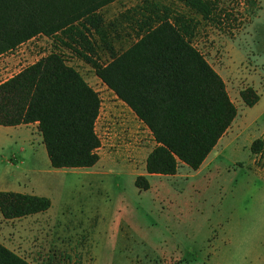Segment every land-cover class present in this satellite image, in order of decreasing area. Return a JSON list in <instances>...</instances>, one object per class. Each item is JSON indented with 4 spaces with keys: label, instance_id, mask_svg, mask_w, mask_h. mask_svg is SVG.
<instances>
[{
    "label": "rangeland",
    "instance_id": "obj_1",
    "mask_svg": "<svg viewBox=\"0 0 264 264\" xmlns=\"http://www.w3.org/2000/svg\"><path fill=\"white\" fill-rule=\"evenodd\" d=\"M144 1L120 0L103 15L112 21ZM150 1L195 19L196 38H177L174 25L164 23L155 31L170 36L166 50L146 35L122 55L132 53L131 62L148 68L173 65L165 81L183 84L186 96L222 82L238 116L201 170L181 166L177 176L149 178L150 190L140 191L135 181L155 147L151 134L139 154L129 148V133L140 123L90 65L44 36L0 58L1 84L59 52L102 102L96 123L102 161L95 170L49 173L43 144L23 146L15 132L0 128L4 181L28 168L45 171L36 177L53 205L31 221L0 222V243L30 264H264V0ZM176 50L184 64L173 62Z\"/></svg>",
    "mask_w": 264,
    "mask_h": 264
},
{
    "label": "trees",
    "instance_id": "obj_2",
    "mask_svg": "<svg viewBox=\"0 0 264 264\" xmlns=\"http://www.w3.org/2000/svg\"><path fill=\"white\" fill-rule=\"evenodd\" d=\"M118 1L0 0V58L40 36L59 42L90 65L152 131L156 147L146 161L147 175L173 177L181 164L198 171L238 116L225 85L212 83L199 96L193 91L186 96L183 84L165 81L164 70L173 65L162 61L148 68L145 61L131 62L134 54L122 53L146 35L166 50L170 36L155 28L169 22L177 38L191 43L200 24L150 0L106 21L103 10ZM186 7L200 13L189 2ZM174 56V63H183V55ZM101 103L99 93L53 52L0 84V126L38 123L53 169H90L100 161L96 123ZM135 186L151 188L147 176L137 177ZM51 206L47 197L0 192L5 220L45 213ZM0 264L30 263L0 243Z\"/></svg>",
    "mask_w": 264,
    "mask_h": 264
},
{
    "label": "crops",
    "instance_id": "obj_3",
    "mask_svg": "<svg viewBox=\"0 0 264 264\" xmlns=\"http://www.w3.org/2000/svg\"><path fill=\"white\" fill-rule=\"evenodd\" d=\"M33 40H31V41H33ZM134 42H132L128 47H130ZM24 45L25 44L21 45L19 48L23 47ZM19 48H17V49H19ZM127 48H125V50ZM9 54H12V53H9ZM9 54H7V55H9ZM3 57H1V58H3ZM110 91L114 94V98H116L118 100V103H120L123 106H125V108H126L125 110L127 111V113L129 115H131V117L133 116L136 119H138V121L140 123V125L138 127L139 130L133 131L132 133H129V137L130 136L133 137L132 143H130L128 145L129 148L133 149L132 151L135 154H139V150H142L143 149L142 146L144 145L145 139L147 138V135L146 134H151L150 135L151 143L156 147L155 137H154L152 131L148 128V126L142 120H140L138 114L126 102H124L121 99H119L118 96L112 90H110ZM1 127L2 126H0V128ZM2 128L8 129L11 132H15V137H16L15 140L16 141L19 140L23 144V146H29V147L34 148L36 144H39V145L43 144V139H42L41 133L39 132V129H38V123H36V124H29V125H21V126H17V127H2ZM223 137H222V139H223ZM220 141H219V143H220ZM43 146L45 148V145L44 144H43ZM44 150L46 151V148ZM214 150H213V152H214ZM24 151H25V149L23 148V152ZM212 153L210 155H212ZM46 154H47V151H46ZM210 155L206 159V161L204 162V164L202 165V167L205 166L206 162L210 158ZM147 158H146V161H147ZM108 159H109L110 162L112 161L111 164H113V165L119 164L118 162H120V164L122 162L124 164L122 166H125L126 165L125 164L126 163L125 161H119V160H117L116 158H113V157H110ZM100 161H102V159H100ZM100 161L98 162V164H100ZM22 163H23V161H22ZM98 164L96 166H94L93 168H90V169L95 170V168L98 166ZM47 166H48V168H47V170L45 169V171H47V172L50 173L51 170H52V166H51L50 160H49V163L47 164ZM181 166H184L186 168H189V167H187L184 164H181L180 167ZM202 167L199 170H201ZM0 170H1V172H0V192H13V193H19V194L34 195V196H39V197H47V198L49 197L47 194L41 192V191H44L45 187L44 186L42 187V185L40 183H38L37 177H36L37 174H43L45 171H41V170L35 169V168H33V169H29L28 168L27 170H24V174L22 175L21 178L20 177H17V180L11 179V180L4 181L3 169H0ZM198 171H194V172H198ZM142 176H147V178L149 180V178H152V177H155V176H158V175H147V173H144V175H142ZM90 179H92V178H90ZM52 207H53V205H52ZM52 207H51V209H52ZM49 211H47L45 213H40V214H37V215H33V216L21 218V219H16V220H5L4 217L2 216V214L0 213V222H3V223H8V222H11V223L12 222H15L16 223V222H18L17 224H21L22 221H24V220L25 221L34 220V219L38 218L40 215H42V214L49 213ZM32 229H33V226H32Z\"/></svg>",
    "mask_w": 264,
    "mask_h": 264
}]
</instances>
